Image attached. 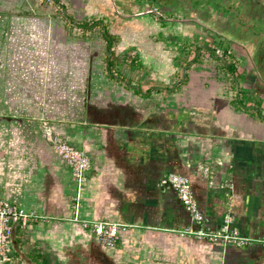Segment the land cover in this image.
<instances>
[{
    "label": "crops",
    "instance_id": "1",
    "mask_svg": "<svg viewBox=\"0 0 264 264\" xmlns=\"http://www.w3.org/2000/svg\"><path fill=\"white\" fill-rule=\"evenodd\" d=\"M61 1L66 15L48 18L0 0V36L8 24L44 29L32 54L46 57L32 63V119L5 96L0 65V198L36 215L14 225L8 264H264V0H153L163 21L143 0ZM44 123L90 156L81 188ZM206 165L232 183L233 226L249 245L180 234L195 225L159 181L188 176L219 229L229 200ZM93 222L122 224L117 244Z\"/></svg>",
    "mask_w": 264,
    "mask_h": 264
},
{
    "label": "built area",
    "instance_id": "2",
    "mask_svg": "<svg viewBox=\"0 0 264 264\" xmlns=\"http://www.w3.org/2000/svg\"><path fill=\"white\" fill-rule=\"evenodd\" d=\"M147 4V13L156 21H163L166 16L162 9L153 0H143ZM219 57H229L231 49L224 50L221 47L215 49ZM45 135L51 143L57 155L65 161L72 170L73 176L81 188L87 180V173L91 168V158L82 149L66 142L60 135L55 134L53 129L45 125ZM217 165H223L222 160L216 161ZM203 174L208 178L209 186L212 189H226L228 197V210L223 216V224L219 229H212L211 219L200 208L199 202L194 194L191 180L188 176L168 172L159 181L163 189L172 188L176 191L180 201L186 208L194 228L189 227L180 231L182 236L190 235L199 240L210 242H221L224 245L244 247L249 245L253 239L242 235L240 230L233 226L235 221L232 213L233 185L229 181L218 183L215 181V168L206 165L202 167ZM32 212H27L17 204L0 198V264H8L11 261L12 237L14 225L26 227L35 218ZM93 232L101 243L109 247L117 244L120 235L119 230L122 224L114 222H93ZM264 242V240H263Z\"/></svg>",
    "mask_w": 264,
    "mask_h": 264
},
{
    "label": "rangeland",
    "instance_id": "3",
    "mask_svg": "<svg viewBox=\"0 0 264 264\" xmlns=\"http://www.w3.org/2000/svg\"><path fill=\"white\" fill-rule=\"evenodd\" d=\"M65 7L63 1L24 0L20 10L15 13L20 15H28L29 13L36 17L52 18L65 16ZM30 26L28 28V25L22 23L15 24L12 27L10 24L5 26L3 35L0 36V65L5 70V96L8 99L18 97L19 103L16 105L19 110L18 113L25 118L32 119V63H44L46 57L41 53L32 54L33 47L38 50L45 48V36L43 34L44 29L40 30L36 27L33 31L32 24ZM72 28H74V32L82 33L79 25L73 24ZM5 108L11 110L13 108L12 103L5 105ZM43 125L45 126L46 123ZM22 138L31 140L32 135L21 136L16 139L22 141ZM46 140L48 142L47 138Z\"/></svg>",
    "mask_w": 264,
    "mask_h": 264
},
{
    "label": "trees",
    "instance_id": "4",
    "mask_svg": "<svg viewBox=\"0 0 264 264\" xmlns=\"http://www.w3.org/2000/svg\"><path fill=\"white\" fill-rule=\"evenodd\" d=\"M56 1H59V0H56ZM109 44H110V46H111V44H112V41L111 40H109ZM213 52H215V51H213ZM111 58H113L112 57V55L109 57V60L111 61L112 59ZM218 58V57H217ZM227 58V57H226ZM111 64V63H110Z\"/></svg>",
    "mask_w": 264,
    "mask_h": 264
}]
</instances>
